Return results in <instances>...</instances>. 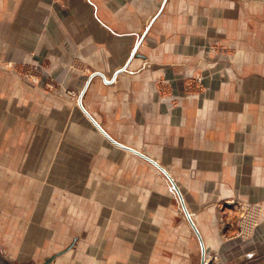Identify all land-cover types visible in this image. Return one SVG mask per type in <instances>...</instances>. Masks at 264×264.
Returning a JSON list of instances; mask_svg holds the SVG:
<instances>
[{
  "label": "crops",
  "instance_id": "crops-1",
  "mask_svg": "<svg viewBox=\"0 0 264 264\" xmlns=\"http://www.w3.org/2000/svg\"><path fill=\"white\" fill-rule=\"evenodd\" d=\"M86 112L167 169L208 254H264V222L220 219L264 203V0H0L2 237L64 251L48 264H201L168 178Z\"/></svg>",
  "mask_w": 264,
  "mask_h": 264
},
{
  "label": "rangeland",
  "instance_id": "rangeland-1",
  "mask_svg": "<svg viewBox=\"0 0 264 264\" xmlns=\"http://www.w3.org/2000/svg\"><path fill=\"white\" fill-rule=\"evenodd\" d=\"M208 49H209V51H210V53L211 54H214V56H216V57H218V56H220V55H224V54H236L237 52H238V49L237 48H235V47H228V46H225V45H223V44H221V43H218V41H216L214 44H210L209 46H208ZM251 53H253L254 54V51H252ZM254 66V65H253ZM31 68L29 67V66H27L26 64L24 65V66H22V70H23V72H24V74H25V76H26V78H28V79H33L32 77V71L30 70ZM204 74H201L200 73V75H198L197 76V78H195V80H196V82H198L199 84H201L202 83V81H203V78H204ZM163 82V81H162ZM45 83H47L50 87L51 86H55L56 84L53 82V80L52 79H49V78H47L46 80H45ZM61 91H63V94L64 95H68V96H70V98H72V99H76L77 98V96H78V92L77 91H75V90H73V89H68V88H66V89H64V88H62V90ZM70 91H74L75 92V96L74 95H70ZM169 184H170V186H171V188H172V184L170 183V181H169ZM172 190L175 192V190L172 188ZM176 193V192H175ZM177 194V193H176ZM178 196V195H177ZM231 204H234V203H236V202H245V201H243V200H240V199H232V200H228ZM5 203V202H4ZM229 203V204H230ZM15 204V202H7V206L4 204V206H1V204H0V214L1 213H3V215H8V216H12V215H15L16 214V206L14 205ZM256 204H260V203H256ZM264 204V203H263ZM223 207H225V206H222V208ZM241 207L239 206L238 207V210H239V213H237V214H233V218H232V223H234V225L236 224V221L240 218V216H242L241 214V209H240ZM235 213V212H234ZM6 215V217H5V220H9V221H12L10 218L11 217H9V218H7L8 216ZM228 215V214H227ZM229 216V215H228ZM224 217H225V215L223 214V216H220V219L222 218V220H221V225H223V221H226V219H224ZM264 222V214L262 215V218L260 219V221H259V223H258V225L255 227V229L261 224V223H263ZM1 223V222H0ZM6 226H8V227H11L12 229H14L15 228V223H11V222H3ZM220 225V224H219ZM24 226H25V229H26V224H24ZM234 228H236V227H234ZM255 229L253 230V233H254V231H255ZM236 230V229H235ZM253 233H252V235H253ZM234 234V233H233ZM24 235L26 236V234L24 233ZM24 235H19V237L17 238V239H15V238H12V239H10V238H8V239H5V238H3L2 237V234L0 233V256H2L4 259H6L7 261H9L10 263H12V264H41L48 256H50L52 253H50V255H48L46 252H48L47 250H46V247H45V249H44V247H36L37 248V250L36 251H39V248H40V250H42V252L43 253H41V254H32V253H30L29 251H31L32 250V248L30 247L29 249H27V247H28V244H29V242L31 241L32 242V240H30V239H26L25 238V236ZM251 235V236H252ZM250 236V237H251ZM43 240H41V245H42V243L43 244H47V240L45 241V242H42ZM8 243H10V244H13V245H8ZM22 244H23V246H24V249H22ZM34 247V246H33ZM21 248V249H20ZM21 251V250H24V252H26V251H28V253H24V252H22V254H20V252H19V250ZM43 250H45L46 252H44ZM51 252H53V251H51ZM212 253H216V252H211V253H209V254H212ZM9 255H11V257L9 256ZM262 255H264V254H262ZM262 255H256V256H251L250 258H247V259H245L244 258V260H241L240 259V257L239 256H237V255H233V256H235L234 258H232V262H231V264H245L246 262H248L249 260H252V259H255V258H257V257H260V256H262ZM237 259H239V260H241V262H238V261H235V260H237ZM221 256L219 255V262H218V264H223V263H221Z\"/></svg>",
  "mask_w": 264,
  "mask_h": 264
},
{
  "label": "water",
  "instance_id": "water-1",
  "mask_svg": "<svg viewBox=\"0 0 264 264\" xmlns=\"http://www.w3.org/2000/svg\"><path fill=\"white\" fill-rule=\"evenodd\" d=\"M82 97H83V93L80 95V99H79V102L80 104L82 105ZM87 115L91 118V120L97 125V127L105 134V136L107 138H109V140H111L112 142H114L115 144L119 145V146H122L134 153H136L137 155L141 156L142 158L146 159L147 161H149L150 163H152L154 166H156L167 178L168 180L170 181V183L172 184V188L175 190V192L177 193L178 195V198L181 202V205H182V208L184 210V213L187 217V220L188 222L190 223V225L192 226V228L194 229L195 233L197 234L198 238H199V241H200V245H201V264H205V261H206V257H207V248L205 247V243H204V240H203V237L201 235V232L199 231L198 227L196 226L193 218H192V215L189 213V211L187 210L186 208V205H185V200L183 198V194L179 188V186L177 185V183L175 182L174 178L171 176V174L167 171V169L165 167H163L161 164H159L156 160L150 158L149 156L145 155L144 153L136 150V149H133V148H130L128 146H125L123 144H120L119 142H117L116 140H114L103 128L100 124H98L96 122V120L89 114V112H86ZM62 253H64V251H61L59 252L58 254L56 255H53L52 257H50L46 262L44 263H41V264H48L50 263L51 261H53L58 255H61ZM0 264H12L10 263L9 261H7L6 259H4L2 256H0ZM32 264V263H31ZM245 264H264V255L260 256V257H257L255 259H252V260H249L248 262H246Z\"/></svg>",
  "mask_w": 264,
  "mask_h": 264
},
{
  "label": "built area",
  "instance_id": "built-area-1",
  "mask_svg": "<svg viewBox=\"0 0 264 264\" xmlns=\"http://www.w3.org/2000/svg\"><path fill=\"white\" fill-rule=\"evenodd\" d=\"M70 95L75 96L76 94L74 91H70ZM240 207L242 216L236 221L235 225L230 221H223L225 227H236L234 234L225 236L227 239L250 237L264 214L263 204H241ZM218 262V253L207 254L205 264H218Z\"/></svg>",
  "mask_w": 264,
  "mask_h": 264
}]
</instances>
